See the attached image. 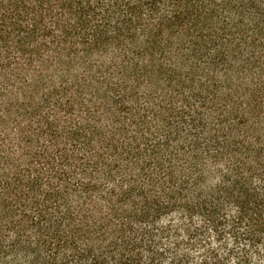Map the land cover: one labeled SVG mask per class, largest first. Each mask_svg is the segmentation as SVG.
<instances>
[{"label":"trees","instance_id":"obj_1","mask_svg":"<svg viewBox=\"0 0 264 264\" xmlns=\"http://www.w3.org/2000/svg\"><path fill=\"white\" fill-rule=\"evenodd\" d=\"M0 264H264V0H0Z\"/></svg>","mask_w":264,"mask_h":264}]
</instances>
